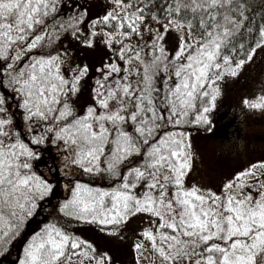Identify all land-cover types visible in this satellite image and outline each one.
<instances>
[{"label": "snow or ice", "instance_id": "6c2138e0", "mask_svg": "<svg viewBox=\"0 0 264 264\" xmlns=\"http://www.w3.org/2000/svg\"><path fill=\"white\" fill-rule=\"evenodd\" d=\"M64 6L0 0V249L38 201L55 192L57 174L67 178L77 168L117 182L100 187L70 180L61 213L110 234L136 213L156 218L141 231L148 243L138 238L133 245L137 264L145 256L149 264H264V159L235 172L220 193L185 185L195 155L191 133L182 129L191 124L211 131L219 82L237 77L264 50V24L247 51L232 47L247 20V0H111L86 31L88 9L76 5L60 19ZM69 31L85 47L100 43L111 52L96 67L93 102L79 113L71 97L90 65L73 66L62 50L43 52L53 36ZM170 32L176 33L174 54L166 47ZM161 71L165 91L157 95ZM242 103L264 111V93ZM51 147L64 154L41 175L35 165ZM77 256L79 264L111 261L50 221L25 243L18 264H69Z\"/></svg>", "mask_w": 264, "mask_h": 264}, {"label": "rangeland", "instance_id": "374dc122", "mask_svg": "<svg viewBox=\"0 0 264 264\" xmlns=\"http://www.w3.org/2000/svg\"><path fill=\"white\" fill-rule=\"evenodd\" d=\"M110 3L111 0L76 1L75 5L88 9V16L82 22L84 31L88 28L87 21L91 15L95 12L102 14ZM72 37L70 35L69 44L78 48L82 54H80V60L83 62H100L111 56L110 50L100 43H97L94 48H88L76 39L73 40ZM74 41L79 45H75ZM176 44V33L170 32L166 37V47L169 53H174ZM116 61L122 65L118 57ZM219 83L222 95L217 98L216 107L212 110L213 121L208 125L211 131L204 129L190 137L195 159L187 179L189 186L196 184L201 188H210L217 193L221 192L223 183L232 179L235 172L256 160L264 159V111L249 109L242 103L245 96L253 98L252 93L256 91V95L264 93V50H258L237 77L226 76ZM77 102L82 110L87 104L93 102V94L86 81L81 84ZM229 113H235L233 118L235 125L230 123L223 126V119ZM147 216L150 214L136 213L130 216L127 223L120 227L117 233L98 236L97 243H100L99 245L108 253L111 258L110 264H131L129 260L130 237L133 236V247L139 238L136 235L142 228L135 235V229L140 227L137 224L143 222L147 226ZM133 251H135L136 259L134 248ZM139 264H147V259L141 257Z\"/></svg>", "mask_w": 264, "mask_h": 264}, {"label": "trees", "instance_id": "16d2710c", "mask_svg": "<svg viewBox=\"0 0 264 264\" xmlns=\"http://www.w3.org/2000/svg\"><path fill=\"white\" fill-rule=\"evenodd\" d=\"M76 1L77 0H73V1L72 0H59V2L63 3L65 6L62 9L57 10V16H59L60 19H63L66 15L70 14V11L75 12L77 10L76 5H75ZM155 2L159 3L160 0H155ZM69 3L73 5L71 10H69V8L67 7V4ZM247 3H248V12L245 13L247 20L242 25V31L241 33L237 34V37L234 40L233 45H232V47H236L238 51H239V45L241 44L243 45L244 51H247L250 45H254L257 43L258 28L260 25L264 24V0H247ZM97 14L102 15L103 12L102 14L101 12H95V14L91 15L88 21L92 17L96 16ZM49 23H52V21L50 20ZM70 35L72 34L69 31V32H65L62 35H60L58 39L55 36H53L52 39L54 43L52 45V48L51 49L45 48L43 52L44 54H47L48 52L52 50H57V51L62 50L68 53V61L73 66L77 64H83V63L89 64L90 73L88 77L84 79V81H86L87 85H90V88H92L94 87L93 78L99 75V73H97L96 71V67L99 65L100 62L81 61L80 57L82 54L80 53L78 48L72 47L71 43L69 44ZM72 39L75 40L74 37H72ZM73 43L75 45H79L78 43H75V41ZM171 54H174V53L171 52ZM239 58L240 57L238 56L237 59ZM169 59H171V55L169 56ZM0 60H2V58H0ZM68 66H69L68 63H65L63 65L64 68H67ZM121 66L123 67V65ZM121 75H123V73H121ZM163 76H164L163 71L157 74V81L155 85L159 89V93H157V95H162L165 91L163 87V84H164ZM172 78L174 79V77ZM0 91H4V88L0 87ZM256 92L252 93L254 97L256 96ZM230 95L233 96L232 94ZM71 99H72L73 104L76 106L78 113L81 112L82 109L77 102V95L74 97H71ZM234 116H235V113L227 114L225 119H223V126L228 125L230 123L233 125L235 121V119H233ZM191 119H195L194 113L191 115ZM204 129L205 127L202 125H191L190 124V125L185 126L182 130L185 132H190L192 136V134L198 133L199 131H204ZM128 130L132 131L133 129L129 128ZM165 130H171V128L169 127ZM45 147H49V146H45ZM63 154L64 153L62 150L58 151L56 147H51L50 151L44 152L42 162L37 163L35 165V169L41 175L46 174L48 166L51 165L52 163V159L57 158V162H59L58 158L59 156H62ZM189 173L185 177L186 186H189L187 182ZM57 179H58V183L56 185L55 192L51 194L50 196L45 197L42 201H38V207L34 211L33 215L25 219L23 227L20 228L17 233H14L9 238V242L5 245L4 249H0V264H18V258L23 255V249H24L25 243H27V241L30 239L33 233L39 231L45 224L49 223L50 221L55 223L57 226L62 227L66 232L72 233L75 236L82 238L83 240L90 241L92 244L95 245L97 254L105 253L104 249L99 245L100 243H97V241H99L98 236L100 234H109L103 231V226H100L96 223H91V222H80L76 219L66 216L65 214L59 211V202L63 201L64 199H66L67 197L71 195L70 187L69 188L64 187V185L69 184L70 180L81 179L85 183L94 184L96 186L112 187L117 182L116 178L110 177L105 173L96 174V175L81 174L77 168H74L72 170L71 176L65 178L63 173L60 172L57 174ZM144 183H146V181ZM249 190H252V189H249ZM141 192H142V188H138L136 190L137 195L141 194ZM108 202L110 203V198ZM155 219L156 218L152 217L151 215L147 216V220H148L147 226L143 222H139L137 225L140 227L135 229L134 231L135 235L140 230L141 227H142L141 231L144 227H154V225L151 224L150 221H154ZM127 221H124L121 224H119L117 226L118 229L120 227H123L124 224L127 223ZM141 231L136 236H138L140 239H145V243L147 244L148 243L147 239L141 236ZM132 239H133V236L130 237L131 242L129 241V248H130L129 260L131 264H136V259H135V254H134L135 251H133V247H132ZM145 258L147 259L146 256ZM79 259L80 258L78 256L73 257L69 261V264H79ZM83 264H90V261L85 258L83 260ZM147 264H149L148 259H147Z\"/></svg>", "mask_w": 264, "mask_h": 264}]
</instances>
